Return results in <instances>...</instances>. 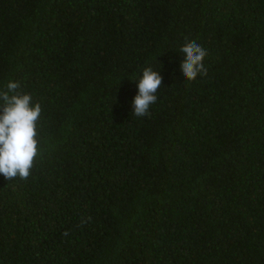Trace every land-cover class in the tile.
Here are the masks:
<instances>
[{
  "label": "trees",
  "instance_id": "16d2710c",
  "mask_svg": "<svg viewBox=\"0 0 264 264\" xmlns=\"http://www.w3.org/2000/svg\"><path fill=\"white\" fill-rule=\"evenodd\" d=\"M10 81L42 114L30 176L0 174V264H264V0H0Z\"/></svg>",
  "mask_w": 264,
  "mask_h": 264
},
{
  "label": "clouds",
  "instance_id": "9594fccd",
  "mask_svg": "<svg viewBox=\"0 0 264 264\" xmlns=\"http://www.w3.org/2000/svg\"><path fill=\"white\" fill-rule=\"evenodd\" d=\"M183 62L180 70L188 81L207 75L204 59L207 50L195 41L186 42L180 49ZM162 86L160 71L146 67L137 87L138 94L132 101L133 115H149L150 106L157 101L156 93ZM18 82H9L6 90H0V174L6 180L19 177L26 180L39 155L38 121L41 104L33 102L30 94L19 91Z\"/></svg>",
  "mask_w": 264,
  "mask_h": 264
}]
</instances>
